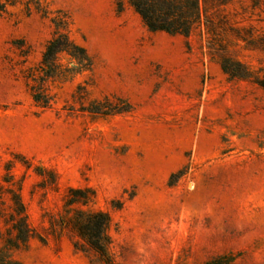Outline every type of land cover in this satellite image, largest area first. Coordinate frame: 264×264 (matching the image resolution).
Returning a JSON list of instances; mask_svg holds the SVG:
<instances>
[{"label":"rangeland","instance_id":"rangeland-1","mask_svg":"<svg viewBox=\"0 0 264 264\" xmlns=\"http://www.w3.org/2000/svg\"><path fill=\"white\" fill-rule=\"evenodd\" d=\"M44 5L66 13L93 65L48 81L53 104L37 106L25 75L54 26L21 3L0 10V250L13 235L12 188L34 234L13 258L104 264L59 225L80 190L88 200L71 207L110 216L109 264H264V89L221 65L237 60L252 76L264 67V0H199L188 35L148 30L128 0ZM77 84L85 104L107 96L130 110L81 112Z\"/></svg>","mask_w":264,"mask_h":264},{"label":"trees","instance_id":"trees-1","mask_svg":"<svg viewBox=\"0 0 264 264\" xmlns=\"http://www.w3.org/2000/svg\"><path fill=\"white\" fill-rule=\"evenodd\" d=\"M128 2L150 31L188 35L200 19L199 0H128ZM16 3L23 4L27 14L35 11L42 17H49L54 26L51 37L44 45L40 60L35 67L28 68L25 75L26 80L32 81L29 89L34 103L42 108L51 107L54 95L48 91L47 82L63 80L72 72L80 73L90 70L93 65L92 57L83 46L68 35L65 12L60 9L51 11L47 5H44V0H0V10H4L6 4L15 5ZM120 8L121 4L118 6V9ZM262 21L264 22V18ZM27 52L23 50L22 54ZM62 56L68 57V63L61 62ZM221 65L230 78L251 79L264 89V67H260L258 74L252 76V72L237 60L226 58V62H222ZM85 96V86L77 84L71 97H75L79 102L77 110L91 115L106 116L122 113L129 111L131 107L124 100L119 104L107 96L102 99H90L85 104L83 101ZM67 109L75 110L73 104H69ZM5 175L3 181L10 184L9 173ZM75 192L80 193V190H70L72 196H69L64 203V214L59 216V225L74 232L88 249L97 254L100 261L109 264L107 247L110 243V216L102 210L71 207L79 200L83 204L88 200L85 192H81L83 193L81 196H76ZM7 193L12 204L9 223L13 235L5 240L6 250H0V264H24L13 258L8 250L24 244L34 234L26 222L24 206L18 191L8 188ZM231 259V256H222L204 264H229Z\"/></svg>","mask_w":264,"mask_h":264}]
</instances>
